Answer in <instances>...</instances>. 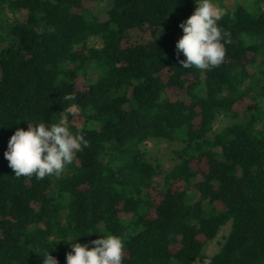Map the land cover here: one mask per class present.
Masks as SVG:
<instances>
[{"label": "trees", "instance_id": "obj_1", "mask_svg": "<svg viewBox=\"0 0 264 264\" xmlns=\"http://www.w3.org/2000/svg\"><path fill=\"white\" fill-rule=\"evenodd\" d=\"M250 1L214 0L234 43L208 71L177 59L195 0H109L105 21L95 0H0L15 16L0 37V264H43L45 251L67 264L70 239L91 248L109 234L126 245L122 264H264V0ZM70 103V130L90 146L59 178H17L11 136L57 123ZM221 116L235 121L215 129ZM157 140L182 143L162 187L147 149Z\"/></svg>", "mask_w": 264, "mask_h": 264}, {"label": "clouds", "instance_id": "obj_2", "mask_svg": "<svg viewBox=\"0 0 264 264\" xmlns=\"http://www.w3.org/2000/svg\"><path fill=\"white\" fill-rule=\"evenodd\" d=\"M196 9L185 21L179 24L183 36L176 43L177 59L184 69L195 67L211 71L220 67L226 58L227 45L234 43L231 32L220 25L228 15V9L214 0H195ZM183 53L186 59L180 60ZM74 93L64 95L65 102L74 101ZM80 113L76 103H70L59 112L57 123H28L27 130L17 129L8 142L5 159L17 178L35 176L37 180L45 177H61L71 165L76 154L89 147L83 130H70V117ZM72 251L66 254L67 264H122L126 245L120 236L107 235L88 244L71 243ZM43 264H59L49 251L42 254ZM202 264H212L206 256Z\"/></svg>", "mask_w": 264, "mask_h": 264}, {"label": "rangeland", "instance_id": "obj_3", "mask_svg": "<svg viewBox=\"0 0 264 264\" xmlns=\"http://www.w3.org/2000/svg\"><path fill=\"white\" fill-rule=\"evenodd\" d=\"M248 3L251 5L250 0H223L224 5H226L229 8H233L238 4L241 3ZM109 0H95L94 2V14L99 18L101 21L107 20V8H108ZM19 15L22 17H25L26 11L21 10L19 12ZM15 19L14 14L6 10L4 13L0 15V37H2L5 33V25L8 23H11ZM3 43L0 42V46H2ZM90 46L100 47L101 43L98 39L92 38L89 42ZM264 70V68H262ZM89 74H92V69H89ZM255 92L252 93L256 99H258V94L260 91L259 85H254ZM249 116V112H243L240 114V116L237 118V121H243ZM235 120L229 117H219L215 122V129L223 128L227 125H230ZM258 127H261V123H259ZM182 145L180 141H166V140H157V141H150L147 143V149L150 153V158L152 161H157L160 164V168L158 170L157 175L153 179V183L157 187H162L165 182V174L170 170V168L175 164L176 158L173 154V150L179 148ZM229 231V224H226L223 226L218 233V235L211 241H208L203 249V252L207 255H213L217 253L220 249V244L223 241L224 236ZM190 264H199L198 261L191 262Z\"/></svg>", "mask_w": 264, "mask_h": 264}]
</instances>
